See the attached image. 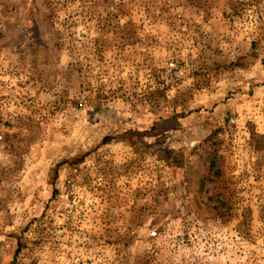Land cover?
<instances>
[{
    "label": "rangeland",
    "instance_id": "1",
    "mask_svg": "<svg viewBox=\"0 0 264 264\" xmlns=\"http://www.w3.org/2000/svg\"><path fill=\"white\" fill-rule=\"evenodd\" d=\"M10 262L264 264V0H0Z\"/></svg>",
    "mask_w": 264,
    "mask_h": 264
},
{
    "label": "trees",
    "instance_id": "2",
    "mask_svg": "<svg viewBox=\"0 0 264 264\" xmlns=\"http://www.w3.org/2000/svg\"><path fill=\"white\" fill-rule=\"evenodd\" d=\"M210 168L213 170V164L210 165ZM217 174H218L217 171L213 173V175H217ZM8 264H13V262H10V263H8Z\"/></svg>",
    "mask_w": 264,
    "mask_h": 264
}]
</instances>
